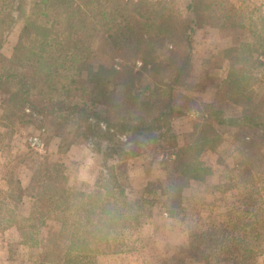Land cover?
Instances as JSON below:
<instances>
[{"label": "trees", "instance_id": "1", "mask_svg": "<svg viewBox=\"0 0 264 264\" xmlns=\"http://www.w3.org/2000/svg\"><path fill=\"white\" fill-rule=\"evenodd\" d=\"M25 3L0 0V126L31 125L33 116L40 117L44 124L38 129L47 127L60 140L59 151L70 150L75 136L100 159L104 172L91 186L83 183L72 189L61 165L38 163L26 188L19 181L7 184L10 217L21 220L24 215L22 225L14 228L28 239L25 245L51 252L54 264H98L101 257L138 252L139 233L151 218L152 202L130 199L109 160L142 156L171 140L176 177L169 189L180 187L179 194L191 182H205L209 170L201 158L222 145L221 131L226 129L239 134L247 159L263 161L264 100L254 89V64H263L244 43L220 53L223 62L217 69L224 78L213 102L204 105L202 121L193 124L188 143L179 146L172 135L173 124L186 114L173 106L171 91L190 73L195 32L243 27L244 20L250 21L244 13L248 0H186L188 25L173 14L169 0ZM20 20L12 56L6 58L2 46ZM261 23L264 27V19ZM96 43L107 58L102 63L94 62ZM165 45L173 48L168 60L176 72L173 81L157 87L148 99H139L132 90L140 73L136 62L145 71ZM108 84L120 86L123 93L108 92ZM228 105L238 112L227 115ZM121 137L125 143L119 142ZM173 211L168 216L173 217ZM227 241L215 248L224 249L223 259L246 263L252 258L250 250ZM236 250L243 252L241 258L234 255Z\"/></svg>", "mask_w": 264, "mask_h": 264}, {"label": "rangeland", "instance_id": "2", "mask_svg": "<svg viewBox=\"0 0 264 264\" xmlns=\"http://www.w3.org/2000/svg\"><path fill=\"white\" fill-rule=\"evenodd\" d=\"M37 1L25 0V6H32ZM248 1V12L244 13L250 21L244 20L243 27L204 28L194 34L190 73L181 87L171 91L173 106L186 114L173 124L172 135L179 146L188 143L193 124L202 121L204 105L215 98L225 75L217 69L223 62L220 53L224 49L244 43L254 52L253 58L258 56L263 66L254 64L258 82L254 89L264 100V45H261L264 0ZM169 2L173 14L188 25L186 0ZM22 23L21 20L18 22L2 46L1 53L6 58L12 56ZM171 50L172 45L157 49L154 65L151 63L145 71L140 69L142 63L136 62L135 70L140 72L132 89L136 97L148 99L157 87L172 83L176 72L168 67ZM93 57L95 63L107 60L98 43L93 49ZM116 89L121 94L124 91L120 86L107 85L108 92ZM225 109L227 115L238 112L229 105ZM40 120L33 116L31 125L0 126V264H54L51 252L25 245L28 239H22L14 228L22 225L24 215H20L21 220L10 217L9 184L19 181L26 188L38 163L61 165L67 186L72 189L83 183L91 186L104 173L99 166L100 159L92 157L82 140L75 136L70 150L59 151L60 140L47 127L39 130L44 124ZM221 134L222 145L213 153H204L201 158L209 170L205 182H191L180 189V194L176 193L180 187L173 191L169 189L170 182L176 177L169 149L171 140L156 144L154 150L142 156L129 160L119 157L120 160L115 158L107 162L117 168L130 199L152 202L148 209L151 218L139 233L137 253L101 257L98 264H162L163 261L166 264H264V159L262 162L247 159L243 155L245 145L233 130L226 129ZM119 142L125 143L126 139L121 137ZM169 210H175L173 217L168 216ZM212 239L218 242L213 244ZM231 239L238 243L239 249L250 250L252 258L246 263L223 259L224 249L215 248ZM175 255L178 258L173 260ZM234 255L241 258L243 252L236 250Z\"/></svg>", "mask_w": 264, "mask_h": 264}, {"label": "crops", "instance_id": "3", "mask_svg": "<svg viewBox=\"0 0 264 264\" xmlns=\"http://www.w3.org/2000/svg\"><path fill=\"white\" fill-rule=\"evenodd\" d=\"M136 169H137V168H135V171H136V173H138Z\"/></svg>", "mask_w": 264, "mask_h": 264}]
</instances>
